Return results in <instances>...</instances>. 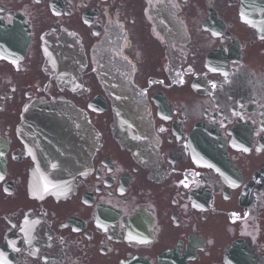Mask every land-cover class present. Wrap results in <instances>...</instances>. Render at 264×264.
<instances>
[{
    "label": "flooded vegetation",
    "instance_id": "flooded-vegetation-1",
    "mask_svg": "<svg viewBox=\"0 0 264 264\" xmlns=\"http://www.w3.org/2000/svg\"><path fill=\"white\" fill-rule=\"evenodd\" d=\"M63 35L83 56L73 90L43 49ZM101 75L142 108L150 160L114 138ZM41 98L97 131L64 199L28 191L17 128ZM0 141V264H264V0H0Z\"/></svg>",
    "mask_w": 264,
    "mask_h": 264
},
{
    "label": "water",
    "instance_id": "water-1",
    "mask_svg": "<svg viewBox=\"0 0 264 264\" xmlns=\"http://www.w3.org/2000/svg\"><path fill=\"white\" fill-rule=\"evenodd\" d=\"M71 112L69 105L60 102H37L31 106L24 117L25 120L20 126V131H27L36 138L35 149L45 152L41 160L47 162L46 166L33 169L30 178V191L34 195L62 196L69 193L74 174L80 169L75 164L74 152L69 150L70 142L61 141L63 137H70V123L72 119L65 115ZM37 128V132L33 129ZM67 129V130H66ZM43 141V143H40ZM74 148V147H73ZM77 152L78 150L74 148ZM92 146H90V150ZM3 150L0 148V171L4 168Z\"/></svg>",
    "mask_w": 264,
    "mask_h": 264
}]
</instances>
